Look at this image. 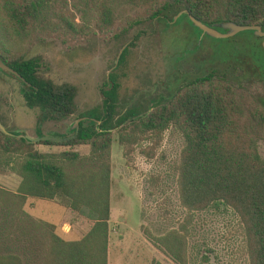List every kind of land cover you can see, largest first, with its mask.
Wrapping results in <instances>:
<instances>
[{"label":"rangeland","instance_id":"obj_1","mask_svg":"<svg viewBox=\"0 0 264 264\" xmlns=\"http://www.w3.org/2000/svg\"><path fill=\"white\" fill-rule=\"evenodd\" d=\"M46 2L47 10L34 20L32 31L21 36L11 33L0 16V52L7 59L35 56L40 76L73 84L75 110L59 119L43 116L37 107L24 103L20 92L23 85L17 76L0 67V131L14 137L70 135L72 125L76 126L81 118L80 112L101 107L100 88L110 85L106 83L109 72L115 84V114L133 105L145 107L148 97L162 96L168 82L174 87L181 78L209 67H230L237 60L236 55H241L243 40L250 32L241 29L228 36L213 37L201 34L197 48L179 55L182 42L191 47L194 41L182 39L189 31H195L179 15L182 10L172 14L168 24L161 20L130 23L132 15L138 17L137 10L142 7L115 4V15L108 26H103L96 22L98 10L86 9L82 0ZM177 17L178 22L171 23ZM260 45L261 40L256 38L252 45L257 50L256 61L250 64L256 69L246 65L236 81L249 95L258 93L264 105V50ZM122 49L124 55L118 61ZM236 68L230 72L232 76L241 70V66ZM120 125L111 128L108 148L106 264H149L151 258L162 264H179L155 241L169 228L182 232V225L187 228L182 264H246L243 227L230 207L209 205L194 210L186 222L187 212L179 204L176 190L182 133L169 123L158 137L143 135L136 142L120 143L117 139ZM258 125L261 132L256 148L264 157V114ZM34 145L38 150L50 152L75 149L82 160L78 166L94 164L85 157L89 154L88 144ZM18 181L19 175L0 149V189L14 191ZM23 214L33 220L51 222L54 231L65 239L80 237L91 223L85 208L79 212L71 210L67 199L60 195L52 199L25 197L21 204L17 197L2 200L0 253L17 252L22 264H40V253L28 251L24 246L26 233L20 226L30 219Z\"/></svg>","mask_w":264,"mask_h":264},{"label":"trees","instance_id":"obj_2","mask_svg":"<svg viewBox=\"0 0 264 264\" xmlns=\"http://www.w3.org/2000/svg\"><path fill=\"white\" fill-rule=\"evenodd\" d=\"M86 9L98 10L96 22L108 26L115 4L128 3L141 6L138 17L132 15L130 23L161 20L168 24L172 14L184 9L189 31L183 38L194 39L191 47L182 42L179 55H185L199 46L198 27L187 13L203 23L232 20L237 23L259 24L264 30V0H82ZM46 0H0V16L11 33L21 36L32 31L34 20L44 14ZM42 12V13H41ZM44 20V16L41 17ZM178 17L171 21L177 23ZM219 30L223 28L214 26ZM197 30V31H196ZM191 34H194L191 36ZM213 37V36H208ZM261 40L250 29L240 48V56L230 67H209L203 72L181 78L165 95L149 97L145 107L129 106L115 114V84L112 72L110 85L100 88L101 107L80 112L76 129L63 140L38 139L30 141L24 136L14 137L0 131V149L12 169L19 175L14 191L0 189L2 200L17 197L21 204L25 197L52 199L60 195L67 199L71 210L85 208L90 218L87 230L78 238L59 236L53 224L46 220H24V246L28 251L40 253V264H106L109 157L111 128L117 130L120 143L136 142L143 135L158 137L169 124H173L183 137L176 173V190L179 204L186 209V222L194 210L209 205L230 207L238 216L244 233L247 253L246 264H264V157L256 148L260 137L262 99L259 94L243 88L241 77L245 66L256 61L255 39ZM185 39V40H184ZM199 39V40H198ZM199 41V42H198ZM260 48H264L260 45ZM125 49L119 54L118 61ZM225 52V50H221ZM0 59L22 77L20 89L24 103L37 107L43 116L59 119L74 112L75 86L69 82H54L40 76L37 59L13 57ZM214 59V58H213ZM239 73L234 76L232 70ZM234 77V78H233ZM164 96V97H163ZM35 143L64 144L72 147L88 144L93 166H78L82 160L75 149L58 152L41 151ZM169 228L156 237V243L174 261L184 262V233ZM45 232V234H44ZM0 264H22L17 252L0 253ZM149 264H162L151 258Z\"/></svg>","mask_w":264,"mask_h":264},{"label":"water","instance_id":"obj_3","mask_svg":"<svg viewBox=\"0 0 264 264\" xmlns=\"http://www.w3.org/2000/svg\"><path fill=\"white\" fill-rule=\"evenodd\" d=\"M182 11H184V9H182ZM178 12H176V13H178ZM187 17L189 18V20L191 21V23L193 25L198 27L202 32H204L208 35H211V36H228V35H231L234 32L241 30V29H253V32L255 34L263 35V37L261 39V45L264 48V30L260 29L259 24L237 23V22H234L232 20L215 22L214 26H219V27L224 29L223 31H220L212 25L203 23L199 19L192 16L190 13H187ZM0 67L8 70L9 72H11L15 76H17L19 79L23 80V77L15 69H13L11 66H9L5 62H3L1 59H0ZM75 123H76V121H75ZM75 129H76V126H75ZM23 136L25 138L29 139L30 141H36L38 139L63 140V139H66L68 137V136H53V135H45V134L39 135L37 137H30V136L25 135V134Z\"/></svg>","mask_w":264,"mask_h":264},{"label":"flooded vegetation","instance_id":"obj_4","mask_svg":"<svg viewBox=\"0 0 264 264\" xmlns=\"http://www.w3.org/2000/svg\"><path fill=\"white\" fill-rule=\"evenodd\" d=\"M218 30H219V29H218ZM223 30H224V29H223ZM223 30H220V31H223ZM252 31H253V29H252ZM234 33H235V32H234ZM201 34H204V36H207V35H208V34L202 32V31L200 30V31L197 33L198 38L201 37ZM192 35H193V34H191V36H192ZM208 36H209V35H208ZM210 36H211V35H210ZM185 38H187V37H185ZM190 39H191V37L189 38V40H190ZM184 40H185V39H184ZM198 40H199V39H198ZM182 41H183V40H182ZM167 85H168V86H166V88H165L166 90H165V92H164L162 95H165L166 91L169 90L170 87H172V86H170V82H168ZM158 95H159V94H158ZM148 98H149V97H148ZM148 98H147V99H148ZM76 126H77V125H76ZM72 127H73L72 129L75 130V126L72 125ZM67 136H69V135H67Z\"/></svg>","mask_w":264,"mask_h":264}]
</instances>
